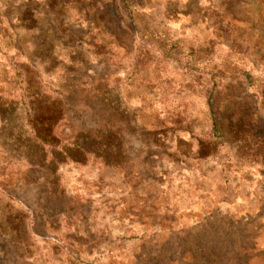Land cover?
<instances>
[{
    "label": "rangeland",
    "instance_id": "374dc122",
    "mask_svg": "<svg viewBox=\"0 0 264 264\" xmlns=\"http://www.w3.org/2000/svg\"><path fill=\"white\" fill-rule=\"evenodd\" d=\"M0 264H264V0H0Z\"/></svg>",
    "mask_w": 264,
    "mask_h": 264
},
{
    "label": "trees",
    "instance_id": "16d2710c",
    "mask_svg": "<svg viewBox=\"0 0 264 264\" xmlns=\"http://www.w3.org/2000/svg\"><path fill=\"white\" fill-rule=\"evenodd\" d=\"M38 84L32 86L34 93L30 96L31 112L27 113V124L34 139L38 141L42 149L52 150L57 148L59 144L56 137V127L65 112L62 110L61 101L52 100L43 95L40 90L42 86L40 80ZM82 136L83 140L75 141L70 146L63 147L64 152H72L76 156L81 154L80 152H87V144L90 138L95 137V135L86 132Z\"/></svg>",
    "mask_w": 264,
    "mask_h": 264
}]
</instances>
